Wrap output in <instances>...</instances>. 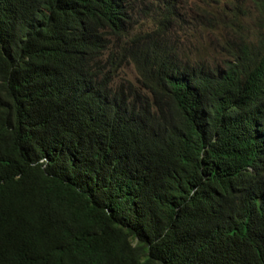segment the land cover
Wrapping results in <instances>:
<instances>
[{
  "label": "trees",
  "instance_id": "trees-1",
  "mask_svg": "<svg viewBox=\"0 0 264 264\" xmlns=\"http://www.w3.org/2000/svg\"><path fill=\"white\" fill-rule=\"evenodd\" d=\"M141 3L0 0V264H264V36L213 68Z\"/></svg>",
  "mask_w": 264,
  "mask_h": 264
},
{
  "label": "rangeland",
  "instance_id": "rangeland-1",
  "mask_svg": "<svg viewBox=\"0 0 264 264\" xmlns=\"http://www.w3.org/2000/svg\"><path fill=\"white\" fill-rule=\"evenodd\" d=\"M158 0H142L151 8ZM175 2L178 22L171 42L181 55L192 62L213 68H225L245 47L258 46L264 36V14L256 0H169ZM161 4V3H160ZM152 21L141 15L135 35L150 32ZM139 74L133 64L126 65L116 82L138 84Z\"/></svg>",
  "mask_w": 264,
  "mask_h": 264
}]
</instances>
